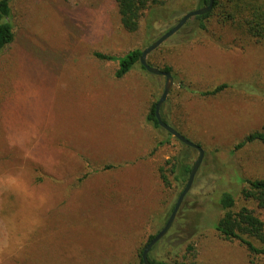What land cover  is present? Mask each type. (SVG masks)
Returning <instances> with one entry per match:
<instances>
[{
    "label": "rangeland",
    "instance_id": "374dc122",
    "mask_svg": "<svg viewBox=\"0 0 264 264\" xmlns=\"http://www.w3.org/2000/svg\"><path fill=\"white\" fill-rule=\"evenodd\" d=\"M14 5L17 41L0 52V264H138L188 179L176 184L166 173V187L159 169L182 154L193 166L198 152L145 121L164 78L136 66L114 80L117 62L95 61L88 50L116 58L143 51L201 1L146 11L134 33L118 28L114 0ZM205 26L199 31L188 20L146 59L171 69L160 115L204 151L149 256L169 264H264V256L208 226L220 218L223 192L234 195L235 212L246 207L264 225V210L240 194L244 180H264V143L233 150L248 134L264 133V44L215 15ZM222 84L217 95L200 96Z\"/></svg>",
    "mask_w": 264,
    "mask_h": 264
},
{
    "label": "trees",
    "instance_id": "16d2710c",
    "mask_svg": "<svg viewBox=\"0 0 264 264\" xmlns=\"http://www.w3.org/2000/svg\"><path fill=\"white\" fill-rule=\"evenodd\" d=\"M169 1L171 0H114L116 7L114 13L118 28L123 29L127 33L138 31L141 19L146 11L152 13L155 8L165 7ZM200 1L202 6L208 4V0ZM14 6V0H0V52L12 47L17 41L16 10ZM213 15L221 19L222 23H230L235 29L240 30L243 35L250 37L257 44H264V0H213V7L209 13L193 18L196 22L197 29L199 31H204L206 28V20ZM88 51L89 56L95 61L102 63L110 61L117 62L116 69L112 74V79L114 80H122L136 66H138L141 71H145L139 63L142 53L140 49L129 50L117 58L112 55V52H104L95 49H90ZM148 65L150 66L149 63ZM161 71L171 74V69L169 67ZM226 88L227 85L222 84L210 91L200 93V96H215ZM156 103L155 101L150 105L144 118L146 123L150 124L154 129H160L155 118ZM160 116L163 122L167 124L162 115ZM254 142L264 143V133L257 131L248 134L241 142L234 146L233 150H240L247 144ZM179 144L181 143L179 142ZM181 145L186 149H191L183 144ZM166 164L170 165L167 171L163 168L159 169L160 178L166 187L170 186V180H168L166 173L173 177L172 181L174 183L180 184L186 181L192 168V166L187 163V156L183 154L182 156L174 157L172 162L167 161ZM244 184L245 186H242L240 190L242 199L244 201L254 202L257 209L264 210V180H244ZM217 203L220 207V218L215 222L216 224L212 221L208 226L213 227L222 240L228 242L238 241L246 248L250 255L264 256V248H258L250 241V239H255L264 243L263 222L253 211L246 207H242L235 212L233 210L236 203L235 197L229 192H223L218 197ZM160 220H162V218H160ZM162 222L165 224L164 221H161V223ZM195 229L197 231L204 230L200 225L196 226ZM154 236L155 235H149L147 243ZM146 245L147 244H145V246ZM143 249L144 247L139 252L138 264H143L141 259ZM191 249L192 247H189L188 250ZM148 259L151 264H169L165 261H156L150 258L149 255ZM178 264L184 263L179 262Z\"/></svg>",
    "mask_w": 264,
    "mask_h": 264
},
{
    "label": "water",
    "instance_id": "95a60500",
    "mask_svg": "<svg viewBox=\"0 0 264 264\" xmlns=\"http://www.w3.org/2000/svg\"><path fill=\"white\" fill-rule=\"evenodd\" d=\"M212 7H213V0H208V4L205 7H202V8H199V9H196V10H193V11L186 13L173 28H171L167 33L160 36L149 47H147L145 50H143L141 53L140 59H139L140 65L148 73L155 75V76H160V77L164 78V80H165L163 92H162L159 100L157 101V103L155 105V118H156V121L158 123V126L161 129H163L164 131H166L169 135H171L174 139H176L181 144H183V145H185V146H187V147L198 152V158L191 168V171L189 173L186 185H185L184 189L182 190V192L179 194V196L175 202V205H174V207L170 213V216L168 217V220L166 221V223L164 224L162 229L147 243V245L144 247V249L141 253V259H142L143 264H151L149 259H148L149 252H150L151 248L157 242H159L162 238H164L165 235L167 234V232L169 231V229H170V227H171V225H172V223H173V221L177 215V212H178V210L182 204L184 197L186 196V194L188 193V191L190 190V188L192 186L194 177H195V175H196V173H197V171L201 165V162H202V159L204 156V151L202 150L201 147H199L198 145L194 144L193 142L187 140L179 132H177L171 126L167 125L161 119L160 109H161V106L166 101L167 96L172 89L173 77L168 72L161 71L159 69H156L154 67L149 66L146 59L150 53H152L155 49H157L169 37H171L173 34H175L177 31H179L188 20L193 19L194 17L203 16V15L209 13L211 11Z\"/></svg>",
    "mask_w": 264,
    "mask_h": 264
},
{
    "label": "flooded vegetation",
    "instance_id": "af4514ba",
    "mask_svg": "<svg viewBox=\"0 0 264 264\" xmlns=\"http://www.w3.org/2000/svg\"><path fill=\"white\" fill-rule=\"evenodd\" d=\"M203 7H205V6H203ZM168 220V219H167Z\"/></svg>",
    "mask_w": 264,
    "mask_h": 264
}]
</instances>
